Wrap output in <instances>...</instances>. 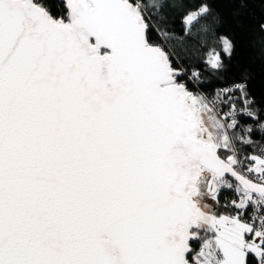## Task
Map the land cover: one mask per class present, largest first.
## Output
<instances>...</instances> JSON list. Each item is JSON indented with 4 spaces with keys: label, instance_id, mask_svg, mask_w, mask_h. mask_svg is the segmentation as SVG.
Here are the masks:
<instances>
[{
    "label": "snow or ice",
    "instance_id": "1",
    "mask_svg": "<svg viewBox=\"0 0 264 264\" xmlns=\"http://www.w3.org/2000/svg\"><path fill=\"white\" fill-rule=\"evenodd\" d=\"M217 2L0 0V264H264V91Z\"/></svg>",
    "mask_w": 264,
    "mask_h": 264
},
{
    "label": "trees",
    "instance_id": "2",
    "mask_svg": "<svg viewBox=\"0 0 264 264\" xmlns=\"http://www.w3.org/2000/svg\"><path fill=\"white\" fill-rule=\"evenodd\" d=\"M216 8L224 19L222 31L236 42L233 73L251 72L253 87L259 94L264 91V61L259 57V37L253 29L259 21H264V0H246L244 7L229 0H218ZM235 12L238 14L234 15Z\"/></svg>",
    "mask_w": 264,
    "mask_h": 264
}]
</instances>
